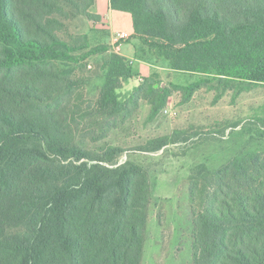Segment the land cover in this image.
Returning a JSON list of instances; mask_svg holds the SVG:
<instances>
[{
	"label": "trees",
	"instance_id": "16d2710c",
	"mask_svg": "<svg viewBox=\"0 0 264 264\" xmlns=\"http://www.w3.org/2000/svg\"><path fill=\"white\" fill-rule=\"evenodd\" d=\"M179 1L182 19L154 10L149 0L110 4L131 14L133 37L155 49L170 70L199 77L186 87L189 92L213 81L227 88L264 86V0ZM33 2L43 4L41 15L57 10L58 2L76 7L73 0ZM93 2L83 13L89 19ZM33 14L26 16L45 41L27 37L13 0H0V264H140L150 192L146 174L135 165L90 166L95 158L69 140L70 125L55 118L71 104L75 86L71 70L60 72L54 63L77 65L110 46L76 55L88 44L70 47ZM131 63L111 54L97 105L122 111L117 90L134 77ZM149 91L161 103L168 93L154 86ZM166 140L159 139L154 151ZM204 173L189 188L198 208L193 264H264V153ZM13 226L22 233H7Z\"/></svg>",
	"mask_w": 264,
	"mask_h": 264
},
{
	"label": "rangeland",
	"instance_id": "374dc122",
	"mask_svg": "<svg viewBox=\"0 0 264 264\" xmlns=\"http://www.w3.org/2000/svg\"><path fill=\"white\" fill-rule=\"evenodd\" d=\"M33 1L13 0V11L21 18L27 37L46 38L32 17L26 16L34 13L38 24L70 47L88 44L87 50L76 55L110 46V51L77 65L54 63L60 72L71 70L75 86L71 104L63 105L64 110L57 111L55 118L57 123L67 122L69 140L95 158L90 166L119 170L135 165L146 174L150 192L140 264H193V213L198 208L190 195L191 179L198 178V172L205 171V175L228 162L264 153V86L232 84L227 88L224 81H213L189 92L186 87L199 77L170 70L155 49L139 41L141 60L130 59L134 77L121 82L117 90L122 111L112 113L96 103L106 81L111 51H115L110 45L111 31L97 23V17L83 15L89 0H73L76 7L58 2L57 10L47 15H41L43 4ZM148 3L169 18L183 17L179 0ZM126 18L113 27L129 30L131 20ZM131 41L132 37L125 44ZM151 86L168 90L163 103L160 95L149 91ZM162 138L167 139V145L154 151ZM22 231L21 226L7 228L12 235Z\"/></svg>",
	"mask_w": 264,
	"mask_h": 264
},
{
	"label": "crops",
	"instance_id": "0c3cea01",
	"mask_svg": "<svg viewBox=\"0 0 264 264\" xmlns=\"http://www.w3.org/2000/svg\"><path fill=\"white\" fill-rule=\"evenodd\" d=\"M93 1H94L93 5L89 9V13L97 17V23L99 24L101 23L103 28L109 29L111 31L113 36L111 37V39L109 38L110 45L113 47V50H115L111 52L117 53L129 60L135 58V54H136L135 46H137V40L133 37L134 28H133V19H132L131 14L126 13V12L114 11L111 8L110 0H93ZM116 14H120V16H116ZM123 17H127L126 19H129V21L131 20V25H130L129 30L128 29H116L113 27V23L120 21V20L123 21L122 19ZM120 32H125L129 34L130 36L129 39H131L132 37V41L125 44V42L129 40L128 39L126 41H121L119 43H116L115 36ZM124 50H126L127 53L124 54L123 53Z\"/></svg>",
	"mask_w": 264,
	"mask_h": 264
},
{
	"label": "built area",
	"instance_id": "2783aa9c",
	"mask_svg": "<svg viewBox=\"0 0 264 264\" xmlns=\"http://www.w3.org/2000/svg\"><path fill=\"white\" fill-rule=\"evenodd\" d=\"M129 34L125 33V32H120L118 33L115 38H116V43H119L121 41H126L129 39Z\"/></svg>",
	"mask_w": 264,
	"mask_h": 264
}]
</instances>
